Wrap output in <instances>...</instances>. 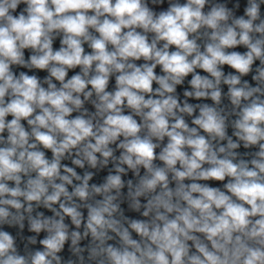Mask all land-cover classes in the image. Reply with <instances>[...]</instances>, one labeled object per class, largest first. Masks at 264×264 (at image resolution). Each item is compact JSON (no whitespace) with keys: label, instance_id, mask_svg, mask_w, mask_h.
I'll return each instance as SVG.
<instances>
[{"label":"clouds","instance_id":"clouds-1","mask_svg":"<svg viewBox=\"0 0 264 264\" xmlns=\"http://www.w3.org/2000/svg\"><path fill=\"white\" fill-rule=\"evenodd\" d=\"M0 264H264V0H0Z\"/></svg>","mask_w":264,"mask_h":264}]
</instances>
